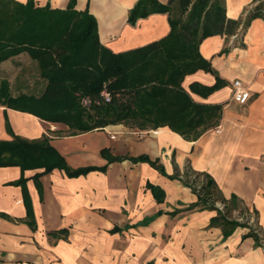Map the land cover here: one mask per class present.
<instances>
[{
    "label": "crops",
    "instance_id": "obj_1",
    "mask_svg": "<svg viewBox=\"0 0 264 264\" xmlns=\"http://www.w3.org/2000/svg\"><path fill=\"white\" fill-rule=\"evenodd\" d=\"M34 1L62 9L69 0ZM87 1L76 0L75 8L83 11ZM137 1H89L99 41L114 53L157 41L170 31L162 13L130 25L128 14ZM157 1L167 5L170 0ZM263 1L224 0L226 18L240 22L237 32L199 44V54L224 84L203 97L192 93L190 85L211 87L213 74L198 70L183 78L181 86L194 102L222 106L217 125L195 140L167 127L125 124L74 133L63 124L0 105V141L45 136L69 168L106 167L72 178L59 169L38 178L43 169L26 170L33 227L27 222L22 188L13 184L21 177L20 168L0 167V264H264L262 239L258 246L246 237L255 227L264 239V10L263 16L254 15ZM237 80L250 94L244 105L232 99ZM103 149L123 159L108 162ZM138 156L156 161L168 176L184 179L187 170L208 175L225 200L237 198L230 214H244L247 223L224 238L222 226L210 223L216 210L188 209L197 201L192 190L146 162L129 159ZM148 183L163 190L161 203L146 188ZM249 218H255L252 227Z\"/></svg>",
    "mask_w": 264,
    "mask_h": 264
},
{
    "label": "trees",
    "instance_id": "obj_2",
    "mask_svg": "<svg viewBox=\"0 0 264 264\" xmlns=\"http://www.w3.org/2000/svg\"><path fill=\"white\" fill-rule=\"evenodd\" d=\"M86 8H75L76 0H69L65 8L38 5L34 0L19 3L0 0V64L27 53L36 64L40 78L46 85L38 96H12L5 81L0 84V105L28 112L49 123H60L74 133L101 129L108 125L125 124L139 129L167 127L186 140H195L203 132L217 125L221 105L199 104L182 88L186 75L203 70L213 74L216 82L211 87L191 84L190 91L203 97L218 90L224 82L210 63L199 54V44L214 35L227 38L234 35L240 22L227 19L224 0H170L167 5L157 0H138L128 14V23L155 13L167 14L169 33L144 46L114 53L104 47L98 36L96 18ZM264 1L256 7L255 16H263ZM109 95V101L102 96ZM91 101L89 108L81 100ZM97 102V103H96ZM9 129L8 123H6ZM9 154L4 156V154ZM101 156L108 162L121 161L111 157L105 149ZM132 162H146L171 180L163 167L146 156L129 158ZM17 166L21 177L14 185L21 186L28 224L34 226L30 198L25 189L26 170L43 169L35 178L54 169L64 171L67 177L86 175L106 167L71 169L65 159L49 144L47 137L25 140L14 136L12 141H0V167ZM191 174L203 176L199 186L189 181ZM181 182L197 196L188 209L209 208L218 212L210 221L221 225L223 237L242 226L227 215L237 208L232 195L227 201L213 180L206 174L187 170ZM157 203L164 199L159 187L147 184ZM216 203L223 207L220 210ZM160 214L158 212L156 215ZM252 237L261 246L259 237L251 229Z\"/></svg>",
    "mask_w": 264,
    "mask_h": 264
},
{
    "label": "rangeland",
    "instance_id": "obj_3",
    "mask_svg": "<svg viewBox=\"0 0 264 264\" xmlns=\"http://www.w3.org/2000/svg\"><path fill=\"white\" fill-rule=\"evenodd\" d=\"M2 81L6 82L8 91L12 96H17L19 94L38 96L42 93L46 85L45 81L39 76L36 64L32 62L28 54L8 59L0 65V84ZM188 180L194 181L192 184L196 186L197 189L205 182L203 176H195L194 174H191ZM216 206L219 209H223L220 203H216ZM228 217H230V219L236 218V220L242 225L247 223L244 214L242 217H238L235 213H229ZM254 222L255 218L248 219L250 227L254 225ZM252 229L259 239H262V243L264 244V239L259 232V229L255 227H252Z\"/></svg>",
    "mask_w": 264,
    "mask_h": 264
},
{
    "label": "built area",
    "instance_id": "obj_4",
    "mask_svg": "<svg viewBox=\"0 0 264 264\" xmlns=\"http://www.w3.org/2000/svg\"><path fill=\"white\" fill-rule=\"evenodd\" d=\"M102 96L104 97V99L106 101H109V95L107 93H103ZM250 97V94L248 92V90H246L240 81H234L233 82V92H232V99L241 105H244L247 103L248 99ZM97 103V102H96ZM81 104L83 107L89 108L91 105V101L87 98H83L81 100ZM214 132H218L219 131V126L213 129ZM112 138V137H111ZM222 209V208H220Z\"/></svg>",
    "mask_w": 264,
    "mask_h": 264
}]
</instances>
